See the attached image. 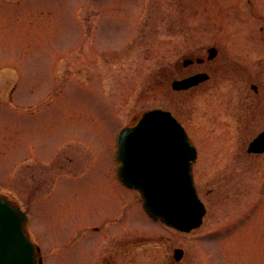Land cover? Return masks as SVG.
I'll return each instance as SVG.
<instances>
[{
    "label": "rangeland",
    "instance_id": "rangeland-1",
    "mask_svg": "<svg viewBox=\"0 0 264 264\" xmlns=\"http://www.w3.org/2000/svg\"><path fill=\"white\" fill-rule=\"evenodd\" d=\"M216 45L264 67V0H0V193L28 215L43 264H174L177 249L181 264H264V153L221 129L225 88L166 81ZM157 108L198 149L207 212L189 233L120 180L121 129Z\"/></svg>",
    "mask_w": 264,
    "mask_h": 264
},
{
    "label": "water",
    "instance_id": "water-1",
    "mask_svg": "<svg viewBox=\"0 0 264 264\" xmlns=\"http://www.w3.org/2000/svg\"><path fill=\"white\" fill-rule=\"evenodd\" d=\"M204 78L197 75L174 83V88L187 89ZM118 144L119 175L141 193L149 215L183 232L200 227L206 210L192 175L197 153L180 123L163 110L146 112L134 127L122 130ZM249 151L264 152V133ZM27 222L26 214L0 195V264H40L25 231ZM175 255L180 260L182 250Z\"/></svg>",
    "mask_w": 264,
    "mask_h": 264
},
{
    "label": "flooded vegetation",
    "instance_id": "flooded-vegetation-1",
    "mask_svg": "<svg viewBox=\"0 0 264 264\" xmlns=\"http://www.w3.org/2000/svg\"><path fill=\"white\" fill-rule=\"evenodd\" d=\"M262 30L263 28L261 33ZM197 52L189 57L185 56V59L174 63L173 67L168 69L169 76L166 81L171 83V92L184 91L174 88L175 81L197 74L205 75V80L185 91H199L202 88V93L207 95L214 94L221 88L220 86L225 88L221 92L222 99L217 105L219 106L218 113H223L226 119L221 129H226L227 132L236 135L254 136L248 144L239 145V148L243 153L246 152V156L261 155L249 152V146L253 140L264 133V67L262 62L253 63V65L246 64L241 60L243 56H237L238 59L232 58L218 45L197 49ZM255 66H258V69ZM233 74L237 78L232 77ZM159 83H162V79ZM181 262L182 260L176 264H181Z\"/></svg>",
    "mask_w": 264,
    "mask_h": 264
}]
</instances>
